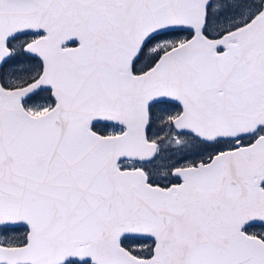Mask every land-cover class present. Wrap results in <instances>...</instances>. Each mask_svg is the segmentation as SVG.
Segmentation results:
<instances>
[{
  "label": "snow or ice",
  "instance_id": "obj_1",
  "mask_svg": "<svg viewBox=\"0 0 264 264\" xmlns=\"http://www.w3.org/2000/svg\"><path fill=\"white\" fill-rule=\"evenodd\" d=\"M0 264H264V0H0Z\"/></svg>",
  "mask_w": 264,
  "mask_h": 264
}]
</instances>
